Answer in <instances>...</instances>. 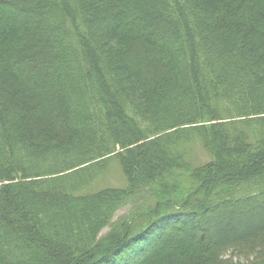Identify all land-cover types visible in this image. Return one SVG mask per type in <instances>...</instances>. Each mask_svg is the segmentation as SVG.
Listing matches in <instances>:
<instances>
[{"label": "trees", "instance_id": "16d2710c", "mask_svg": "<svg viewBox=\"0 0 264 264\" xmlns=\"http://www.w3.org/2000/svg\"><path fill=\"white\" fill-rule=\"evenodd\" d=\"M137 241L264 264V0H0V264Z\"/></svg>", "mask_w": 264, "mask_h": 264}, {"label": "rangeland", "instance_id": "374dc122", "mask_svg": "<svg viewBox=\"0 0 264 264\" xmlns=\"http://www.w3.org/2000/svg\"><path fill=\"white\" fill-rule=\"evenodd\" d=\"M192 148H193V152L191 153L192 155H191V157H189V160H192L194 163L203 162L204 157H203L202 153L199 151L198 147H196V145H195V146H192ZM96 180L97 181L94 180L95 182H94L93 186L88 191H90L92 189H93L92 191H95V190L103 188V187H114V188L126 187L123 173H122L120 167L118 166L117 162H115V161H112L109 164V166L107 167V169L103 170L102 173L98 176V178ZM171 207L176 208L177 206L171 205ZM127 208L122 209L121 211H119V213L115 214V218H114L115 220L114 221H116L120 217L121 218L124 217L127 213L128 214L131 213L130 212L131 210L130 209L128 210ZM158 210L160 211L159 213H162V209L160 210V208H159ZM166 212H168V209H165L163 213H166ZM141 228L145 231V234H147L150 230V229L147 230L148 227H146V224L143 225ZM109 232H110V230L108 228H104L99 233V235L97 237V241L100 240V242L98 244L104 245L106 242L109 241L108 240V239H110V233ZM152 232H154V231H152ZM153 235L155 236L156 234H153ZM153 235H150L149 238H151ZM141 243L142 242H138V241L135 244L129 243V245L127 247L123 246L124 248L123 247L120 248L122 251L117 252V253H112L106 257L108 259H106L104 261H103V259H101L99 262H102V264H134V262H135L134 260L137 257L136 255H138V253L141 254L143 251L142 246H141V248H139V252H138L137 247ZM96 248H97V246L91 247L88 250L89 252H87L85 255L76 256L74 259V263H72V264H93V263H91V258H92V255H94V253L96 252ZM60 257L65 258V255H60Z\"/></svg>", "mask_w": 264, "mask_h": 264}]
</instances>
